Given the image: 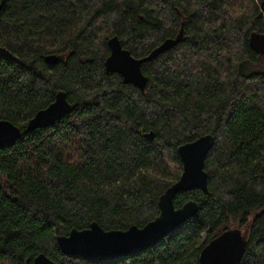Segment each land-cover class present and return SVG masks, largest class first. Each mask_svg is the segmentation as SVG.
<instances>
[{
    "label": "trees",
    "instance_id": "trees-1",
    "mask_svg": "<svg viewBox=\"0 0 264 264\" xmlns=\"http://www.w3.org/2000/svg\"><path fill=\"white\" fill-rule=\"evenodd\" d=\"M262 1L233 18L222 0H0V120L21 132L0 148V264L39 253L57 264H200L201 249L233 227L247 233L240 264H264ZM181 27L179 43L143 63L144 91L105 71L111 36L142 57ZM59 90L70 111L26 130ZM208 133V192L173 199L195 200L193 217L117 259L60 250L56 237L72 228L153 220L181 174L178 146Z\"/></svg>",
    "mask_w": 264,
    "mask_h": 264
},
{
    "label": "water",
    "instance_id": "water-1",
    "mask_svg": "<svg viewBox=\"0 0 264 264\" xmlns=\"http://www.w3.org/2000/svg\"><path fill=\"white\" fill-rule=\"evenodd\" d=\"M264 6V0L261 7ZM181 27L174 37L165 38L148 54L134 57L124 48L118 36L113 35L107 40L109 54L105 58L106 72L117 73L122 82L132 84L144 91L147 76L142 71L143 63L154 59L160 53L174 47L183 38ZM56 54L44 57L49 64L59 60ZM71 109V104L63 90L56 92L54 99L46 107L39 109L27 122L26 130L47 127L65 116ZM0 126L9 133L0 141V148L13 144L20 136L18 126L8 120H0ZM151 138L152 132L145 134ZM214 143L212 134H204L178 146L177 154L182 163L179 178L169 186L158 199L159 214L144 226L132 225L126 230H105L97 222H92L87 228H72L67 235L56 237L58 247L64 254L82 255L94 260H112L142 251L164 238L198 211L195 200H188L176 208L173 199L179 191L199 189L208 192V176L204 169L207 153ZM195 146L194 148L192 146ZM247 242V233L239 228H228L212 238L200 251V264H240ZM32 264H57L44 253L36 255Z\"/></svg>",
    "mask_w": 264,
    "mask_h": 264
},
{
    "label": "clouds",
    "instance_id": "clouds-1",
    "mask_svg": "<svg viewBox=\"0 0 264 264\" xmlns=\"http://www.w3.org/2000/svg\"><path fill=\"white\" fill-rule=\"evenodd\" d=\"M221 11L228 16L238 18L249 11L246 0H222Z\"/></svg>",
    "mask_w": 264,
    "mask_h": 264
},
{
    "label": "snow or ice",
    "instance_id": "snow-or-ice-1",
    "mask_svg": "<svg viewBox=\"0 0 264 264\" xmlns=\"http://www.w3.org/2000/svg\"><path fill=\"white\" fill-rule=\"evenodd\" d=\"M9 133L6 131V129L2 126H0V141H2L6 135ZM193 148L195 147L194 145L192 146Z\"/></svg>",
    "mask_w": 264,
    "mask_h": 264
}]
</instances>
